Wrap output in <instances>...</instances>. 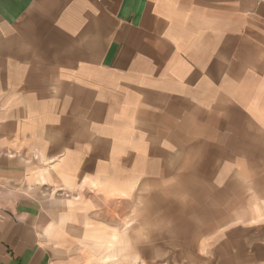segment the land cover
<instances>
[{
  "label": "crops",
  "instance_id": "crops-1",
  "mask_svg": "<svg viewBox=\"0 0 264 264\" xmlns=\"http://www.w3.org/2000/svg\"><path fill=\"white\" fill-rule=\"evenodd\" d=\"M249 199L264 214V0H0V264H121L139 212L233 261L205 231Z\"/></svg>",
  "mask_w": 264,
  "mask_h": 264
},
{
  "label": "rangeland",
  "instance_id": "rangeland-1",
  "mask_svg": "<svg viewBox=\"0 0 264 264\" xmlns=\"http://www.w3.org/2000/svg\"><path fill=\"white\" fill-rule=\"evenodd\" d=\"M170 201V206L167 207L169 213L163 215L164 220L166 218L169 219V225H181V213L178 212V209H181V197L179 199L173 198V200L171 198ZM249 202L251 206L249 215L235 213L233 215V223L229 224V228L218 231H205L206 234L204 236L208 239L220 234L222 241L231 240L234 251L229 250L227 257L233 258V261H216V254L213 251L216 247L211 245H206L199 253L197 245L194 246V241L199 239L197 237L200 236L201 231H181V229L172 228L168 231L141 229L140 222L145 221L139 212V214L136 213L135 216L130 218L134 221L136 219V223L139 225L135 236L136 245L121 247L120 258H125L121 264H264V262L258 260V249L261 243L264 242V214L253 213L252 208L255 203L250 199ZM139 205L137 204V209H139ZM243 216L246 217L243 218ZM261 216L263 217L261 218ZM128 218L127 216L121 218L123 232H125L124 229L130 223ZM194 233L198 235H193ZM130 249H133L132 257H130ZM228 249L231 248L229 247ZM225 252L226 249L224 250Z\"/></svg>",
  "mask_w": 264,
  "mask_h": 264
}]
</instances>
